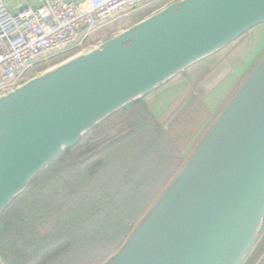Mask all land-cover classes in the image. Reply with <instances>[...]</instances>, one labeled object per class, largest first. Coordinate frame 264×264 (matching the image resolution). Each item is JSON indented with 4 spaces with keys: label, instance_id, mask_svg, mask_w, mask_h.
Here are the masks:
<instances>
[{
    "label": "water",
    "instance_id": "1",
    "mask_svg": "<svg viewBox=\"0 0 264 264\" xmlns=\"http://www.w3.org/2000/svg\"><path fill=\"white\" fill-rule=\"evenodd\" d=\"M261 26L264 0H169L1 93L0 223L89 131ZM263 224L264 52L101 264H242Z\"/></svg>",
    "mask_w": 264,
    "mask_h": 264
},
{
    "label": "rangeland",
    "instance_id": "2",
    "mask_svg": "<svg viewBox=\"0 0 264 264\" xmlns=\"http://www.w3.org/2000/svg\"><path fill=\"white\" fill-rule=\"evenodd\" d=\"M151 9L144 13L152 11ZM263 52L264 26H261L253 29L252 32L227 49L187 69L186 72L155 93L142 98L136 106L130 108L129 111H123L100 130L90 131L86 135L85 142L74 150L75 159L71 161L66 159L62 164L35 181L28 188L29 190L25 191L26 193L18 197L20 200L12 205L13 209H28L33 214L40 213L37 218L33 219L31 225L33 224L42 232H46L49 226H53L57 220H60L63 212L72 209L74 204L80 203L81 206L85 202L86 204L89 202L90 194L87 192H92L89 190L94 189L92 186L96 179L99 182L98 178L105 170V166L103 165L102 169L98 170L100 172L96 176L97 173L88 177L79 176L76 180L83 178L84 181L80 185L74 184L75 180L73 181V179L78 170L82 168V164L86 162L87 158L95 159L102 156L101 152L119 142L118 146H120V155L122 156L119 159L122 162L115 169L116 179L109 184L112 194L115 195L112 198L115 202L110 203L109 198L111 199V197L98 191L99 194H95V196L97 200H100V208L87 219L83 217L78 229L82 230L86 238L91 239L93 233L89 226H93L97 222L99 224L105 222L114 223L115 227L111 231L97 234L96 237L99 241L96 244L83 245L70 252L69 264L103 263L119 248L138 220L175 175L240 79L245 76ZM211 61L218 62L214 66H206ZM202 67H205V70L200 73L196 72ZM195 73H199V78H187L188 74L194 75ZM179 84L180 87L175 90L178 92H174L176 93L173 95L174 98L170 97L166 100L167 96L162 93L170 89V86ZM159 94L163 99H159ZM150 105L151 107H149ZM153 109H155L154 112ZM149 116L153 117L152 120L157 126L148 128L147 135L143 139H139L143 136L141 134L138 139H136L137 137L129 138L130 134L137 131L138 125L148 122ZM160 131H164V136L161 137ZM157 134L160 136V140L153 141ZM165 138L167 141H171L172 147L158 149L156 145ZM135 179L141 182L150 180L145 185L144 194H141L140 198L135 197L129 200L133 212H137V215L131 218L127 214L117 212L116 206L118 203H123V200L126 201L125 195L138 183L135 182ZM70 181L73 182L70 183ZM99 185L101 187L98 190L104 186V184ZM151 189H154L155 192L147 194ZM106 205H110V209ZM123 219L127 220L128 230L120 237L118 244L114 245L113 243L117 242L116 239L119 237L118 226ZM12 240L8 236L7 241L10 248L13 247ZM10 248L1 251L12 259ZM27 251L29 252L27 258L33 260L30 256L34 254V248H28Z\"/></svg>",
    "mask_w": 264,
    "mask_h": 264
},
{
    "label": "built area",
    "instance_id": "3",
    "mask_svg": "<svg viewBox=\"0 0 264 264\" xmlns=\"http://www.w3.org/2000/svg\"><path fill=\"white\" fill-rule=\"evenodd\" d=\"M168 1L0 0V94ZM255 264H264V255Z\"/></svg>",
    "mask_w": 264,
    "mask_h": 264
},
{
    "label": "trees",
    "instance_id": "4",
    "mask_svg": "<svg viewBox=\"0 0 264 264\" xmlns=\"http://www.w3.org/2000/svg\"><path fill=\"white\" fill-rule=\"evenodd\" d=\"M140 100L131 104L127 108L122 109L119 112L115 113L107 120H105L104 122L93 128L91 131L100 130L101 127H104L108 122L112 121L117 115L122 114L123 111H129L130 108L136 106V104L139 103ZM152 118H153L152 116H149L148 122H146L148 124L142 123L140 126L138 125L137 131L135 133L130 134L129 135L130 137L129 136L128 137L129 138L137 137L136 139H138L141 135H143L141 138H139V139H143L144 136L147 135L148 128L152 126H157L155 122H153ZM141 126L143 127L141 128ZM163 132H161V137L164 136ZM86 135L83 137L82 141L77 146L67 149L65 153L55 163H53L41 174H39L32 181L29 187H31L35 183V181L40 179V177L44 176L50 170L62 164L63 161H65L66 159H69L70 161L74 160L75 159L74 150L76 148H79L85 142ZM159 138L160 136L157 134L156 138L154 140L153 139L151 140L155 141L157 139L158 141L160 140ZM164 140L167 141L166 138ZM164 140H161L162 142L161 141L158 142V145H156L158 149L160 148V150H162L168 146L172 147L171 141L164 142ZM118 144L119 142L114 143L108 149L100 153V155L102 156L96 157L95 159H93V157L87 158L86 162L82 164V168L78 170L77 174H75V177L73 179V181L75 180L74 184L80 185L81 182L84 181L83 178H80V180L78 179L76 180V178H79V176L88 177L93 175L94 173H97L95 174L96 176L100 172L98 170L100 168L102 169L103 165L105 166V170L101 172V176L98 178L99 182H97L96 179L95 184L92 186V188L94 189L89 190L92 192L90 193L87 192L88 194H90V199L86 195L89 202L87 204L85 202L84 205L81 206L80 203L74 204L73 208L63 212L64 214L61 216L60 220H57L53 226H49L46 232H42L37 227H34L33 224L31 225V223H33V219L37 218L40 215V213L33 214V212L28 211V209L26 210H23L21 208L13 209L12 205H14V203L20 200V198H17L11 204V206L3 214L0 223V250H9L8 248H10V244H8L7 241L8 236L11 237V239H13L12 240L13 242L11 241L13 243L12 244L13 247L11 246L10 248L13 255V258L10 259L11 264H49V263L69 264L71 260L70 259L71 251L75 250V248L78 249L80 246L82 247L83 245H92V243L93 245L96 244L99 241L98 238L96 237L97 234H101L104 231L105 232L111 231V229L115 227L114 223L103 222L99 224L97 222L93 226H89L92 228V233H93V235L90 237L91 239L86 238L82 230L78 229L83 217L84 219H87L88 217L94 215L97 212V209L100 208L101 206L100 200H97L95 196V194H99L98 191L108 194V196L111 197V199L109 198L110 203L115 202L114 199H112L115 197V195L112 194L109 184H111L116 179L117 174L115 175V169L118 167L119 163L121 164L122 162V160L119 159V157L122 156L120 155L121 154L120 146H118ZM170 151H172V149H170ZM166 175L167 173L164 175V177ZM149 180H145L141 182L140 180L135 179V182L138 183L134 185L131 191L125 195L126 201L123 200V203H118V205L116 206L117 212L121 214L122 213L127 214L131 218L135 217L137 215V212H133V208H131V205L129 204V200L135 197L140 198L141 194H144V187L149 182ZM72 182L70 181V183ZM99 184H104L103 186L104 188L102 187L103 189L101 188L100 190H98L101 187ZM154 192L155 190L151 189L150 191H148L147 194L149 193L153 194ZM24 203H26V201H24ZM106 206L110 209V205H106ZM31 215L33 216L32 218ZM124 219L121 220V224L118 226L119 237L116 239L117 242L113 243L114 245L118 244V242L121 239L120 237H122L128 230L127 229L128 226L126 223L127 220ZM28 238H30V240H28ZM28 248H34L33 251L34 254L30 256V258L33 260L27 258V255L29 253L27 251Z\"/></svg>",
    "mask_w": 264,
    "mask_h": 264
},
{
    "label": "crops",
    "instance_id": "5",
    "mask_svg": "<svg viewBox=\"0 0 264 264\" xmlns=\"http://www.w3.org/2000/svg\"><path fill=\"white\" fill-rule=\"evenodd\" d=\"M11 6H14L17 3H22L20 5H27L28 3H38L40 0H20L19 2L17 0H8ZM222 59V58H221ZM218 61H211L208 65L206 66H214ZM264 255V224L261 229L260 235L254 244L252 250L244 260L242 264H255L262 256Z\"/></svg>",
    "mask_w": 264,
    "mask_h": 264
},
{
    "label": "flooded vegetation",
    "instance_id": "6",
    "mask_svg": "<svg viewBox=\"0 0 264 264\" xmlns=\"http://www.w3.org/2000/svg\"><path fill=\"white\" fill-rule=\"evenodd\" d=\"M203 70H205V67H202L200 69H197L196 72H199L200 73ZM199 73H195L194 75L188 74V77L187 78H199Z\"/></svg>",
    "mask_w": 264,
    "mask_h": 264
}]
</instances>
